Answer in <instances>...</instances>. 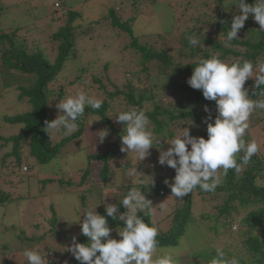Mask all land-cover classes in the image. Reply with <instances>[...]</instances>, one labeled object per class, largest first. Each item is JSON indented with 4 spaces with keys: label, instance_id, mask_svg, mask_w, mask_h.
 <instances>
[{
    "label": "trees",
    "instance_id": "16d2710c",
    "mask_svg": "<svg viewBox=\"0 0 264 264\" xmlns=\"http://www.w3.org/2000/svg\"><path fill=\"white\" fill-rule=\"evenodd\" d=\"M59 1L63 2V0ZM134 1L136 2V0ZM213 1L219 7H217L218 11L209 15L205 13L206 16L198 18L196 21L197 26L184 31L176 38L178 49L175 50V53L157 48L155 44H151L148 41L141 42L138 38H142L145 34H135L131 25L136 18L123 22L113 8L107 9L106 14L101 16L100 19L90 21L87 27L75 24V21L81 19L82 15L69 8L65 15L60 17L63 24L50 37L51 43L55 45L56 49V56L53 62H50L48 57L39 49L30 51V48L23 44L25 38L21 40L23 43L19 42L17 40L19 28L10 32L1 30V66L9 68V71L15 70L19 75L28 77V80H24V85H16L15 89L18 92L17 101H24L29 106V109L25 112L12 116H0L1 125L20 127L16 134H11L8 137L0 136V142H2L0 149L10 146L9 152L0 159L1 167L8 169L6 161L7 159H13L11 175L19 173L22 163H24V147L27 150L28 157L35 162L34 165L49 164L58 156L65 144L71 140L78 139L83 134L88 117H100V123L105 125L114 135V143H111V147H107L105 152L101 151L87 155L88 166L79 172L81 176L78 184H75L71 177L65 181L59 180V182L66 187L89 186L90 183L95 182V178L92 176V169L98 173L99 182L103 185L110 180L111 176L115 175L117 170L123 171V180L125 178L130 179L131 177L126 173L127 169L132 166L131 163L122 166L121 163L112 165L111 162L119 159L120 135L123 129V126L115 121V117L120 111H125L132 107L146 111L152 127L162 140L173 138L178 128L177 124L181 123L182 125L185 122L183 127H186L190 119L193 120L195 125L190 130L191 134L207 138L206 125L202 121L209 113L204 111V106L207 105L211 115L214 116L215 102L205 100L201 91L192 89L186 83L198 60L218 54L220 59L227 61L246 59L254 64L264 62V31L259 30L260 26L258 23L250 15L245 22L244 28L238 34V40L231 41L225 47L224 41L226 33L230 29L232 17L234 14L238 15L239 11L233 3L224 5V0ZM254 2L255 0H246L248 4H253ZM63 5L66 6L64 3ZM4 9L5 7L1 5L0 0V17ZM107 20H109V27L117 32V37L120 38L122 33L126 36L128 35L129 42L127 41L124 45L123 50L133 52L138 57V64L141 67L137 73H134L136 83H134L133 77L128 73H123L121 74V79L124 78L125 81L123 80V82L125 83L122 82V85L116 84V79H119V77L111 79L112 76L109 74L110 65L105 64L102 73L92 74L89 82V87L96 88L98 96L103 100L102 107L98 110L86 107L85 115L77 121L79 128L71 134L63 136L59 141L53 142L43 130L45 121H49L50 118L53 107L51 102L63 100L67 91L64 88L56 91L51 85L59 81V76L65 64L68 61L77 59L78 37L93 36L95 31H99L103 27L102 22L105 23ZM166 34L170 35L171 33L167 32ZM192 35H196L202 40L204 48H193L189 45L187 37ZM158 37L161 38L162 36L154 35L152 38L158 39ZM144 73L147 74L148 86L147 83L142 84L140 78V75ZM86 75L87 68L81 67L79 75L74 76L75 78L73 77L74 82L71 86L75 84L84 86ZM159 79H163L164 84L156 89L155 82ZM181 81L184 84L177 85ZM252 83L253 81L249 79L246 86L250 87ZM161 91L178 95L174 97L175 100L173 102L171 100L165 102L169 98H161L159 95ZM252 98L255 99L256 97L252 96ZM257 128H263L264 132V110L258 109L251 116L250 130L246 133V140L253 139L250 131ZM263 156L264 153L260 150L256 156L252 157L249 165L243 167L241 173H236L230 169L227 175L224 176L223 183L213 192L201 191L199 187L193 190L197 191L198 195L206 193L204 195L211 196L212 201L216 203L214 209L217 211V216H210L207 219L213 221L215 233L224 230L230 233L232 225H238L239 233L243 238L242 245L246 251L245 254L240 256V264H264ZM153 162L157 163L156 160ZM25 170L27 172L26 168ZM169 170V167L161 166L163 178H157L154 186H141V191L145 192L146 198L153 202L164 197L163 190L167 192L168 189L164 180ZM42 182L51 181L46 179ZM132 186H136L135 183L130 182L124 186L121 185L119 189L122 192H120L121 194L114 203H118L123 198L127 188ZM102 189L103 186L101 189L98 186V188L90 187L81 191L79 199L83 210L90 209L103 201ZM22 198V196L15 198L11 192L0 191V206ZM183 199L184 204L181 209L174 213L170 229L167 232H159L157 237L159 241L158 248L175 247L178 240L186 232L188 225L192 223V196L189 194ZM50 211L52 214L49 220V234L51 237H55L60 233L61 224L58 223L52 206ZM96 211L106 215L102 203L97 206ZM120 211L123 212L125 209L120 206ZM142 215L144 214L142 213ZM150 218L149 212L143 217L145 222L149 223ZM108 223L112 228L124 226L122 221H114L111 218H108ZM19 240L22 243L29 241L21 235ZM33 241L37 243L39 239L35 238ZM78 242L86 243L87 238L80 234ZM64 255L68 264H79L72 255L69 256L66 253ZM215 255V252L211 254L207 252L194 253L192 260L186 261V258H184L182 264H209ZM0 264L8 263L2 262Z\"/></svg>",
    "mask_w": 264,
    "mask_h": 264
},
{
    "label": "rangeland",
    "instance_id": "374dc122",
    "mask_svg": "<svg viewBox=\"0 0 264 264\" xmlns=\"http://www.w3.org/2000/svg\"><path fill=\"white\" fill-rule=\"evenodd\" d=\"M133 2L135 1L63 0L61 2L59 0H1V5H4L5 9L0 17V31L10 32L19 28L17 40L23 43L21 40L25 38L23 44L30 48V51L39 49L48 57L50 62H53L56 56V49L55 45L51 43L50 37L63 24L60 17L65 15L69 8L82 15L81 19L75 21V24L84 25V27H87L90 21L100 19L101 16L106 14L107 9L113 8L123 22L136 18L131 25L135 34H145L142 38H138L141 42L148 41L151 44H155L157 48L175 53V50L178 49L176 38L184 31L197 26L196 21L198 18L206 16L205 13L208 15L216 13L219 8L214 4L213 0H136L135 3ZM230 3H233L232 0L223 1L224 5ZM102 24L101 30L95 31L93 36L78 37L77 59L68 61L59 76V81L51 85L56 91L64 88L67 91L65 98L83 91L93 98L100 99L97 89L89 87V82L92 74L102 73L105 64L110 65L109 74L112 76L111 79L119 77V79H116V84L122 85L124 78L121 79V74L123 73H128L133 77L134 83H136L134 73H137L141 67L138 64V57L133 52L123 50L124 45L127 41L129 42L128 35L126 36L122 33L120 38L117 37V32L109 27V20L105 23L102 22ZM167 32L171 34L167 35ZM154 35L162 36V39L159 37L158 39H156L157 37L152 38ZM81 67L87 68L85 85L75 84L71 86L76 75H79ZM140 78L142 84L147 83L148 86L147 74H141ZM24 80H28V77L19 75L15 70L9 71V68L1 66L0 62V116H12L29 109V106L24 101H17L18 92L15 87L16 85H24ZM162 84H164L163 79L156 80L155 88L158 89ZM182 84H184L183 81L177 85ZM159 95L161 98H169L165 102L170 100L173 102L175 100L174 97L178 94L161 91ZM60 101L51 102L53 107L49 121L59 115V110L55 105ZM94 118L88 117L83 134L78 139L71 140L65 144L58 156L47 165H34L35 162L28 157L25 147L23 149L24 163H22L19 173H15L16 175H11L13 159H7L6 165L8 169L1 167L0 163V191L11 192L15 198L23 197L0 206V263L28 264L22 255L25 248H36L41 251L44 249L46 258L50 261L53 258H56L59 262L66 260L64 253L69 256H71V253L63 252L65 250L64 247L71 244L73 236H76L78 241L81 232L78 223L69 226L65 220H74L84 211L79 199L81 191L90 187L98 188V186L101 189L103 186V198L105 195H109L106 197L107 202L114 203L122 191L112 192V188H120L121 185L124 186L130 182L135 183L136 178L131 177L123 180V171L117 170L115 175L111 176L110 180L103 185L99 182L98 173L94 172L93 169L92 176H94L95 182L90 183L89 186L66 187L59 182V180L65 181L71 177L75 184H78L81 176L79 172L88 166L87 155L101 151L105 152L106 148L111 147V143H114L115 138L111 132L102 143L99 142L97 134L106 126L100 121H94L89 125V121ZM184 123L182 125L178 123V128L183 127ZM0 127V136L2 137L16 134L20 130L19 126H4L1 125V122ZM250 133L252 138L256 139L258 144H260V150L264 153L263 128L254 129ZM67 135L68 133L60 132L49 135V137L53 142H57ZM9 150V145L1 148L0 159ZM151 153V157L138 164L137 168L138 171H142L144 174L153 175L155 181L157 178H163V172L161 171V166L153 162L158 160L159 152L156 149H152ZM118 154L119 159L116 161L112 160V165H118L119 163L122 166L127 163L132 165V154L127 155V153L121 151ZM25 168L27 172L29 171L28 173ZM174 175V170L170 168L166 178L171 180ZM224 176L222 173L220 174V184L223 183ZM46 179L51 182L43 183L42 181ZM163 193L164 197L153 201V207L149 210L150 223L156 226L159 232H167L170 229L174 213L181 209L184 204V199L176 200L171 196L169 187L167 192L163 190ZM198 194L197 191L190 193L192 196V223L188 225L182 238L178 240L175 247L158 248L157 255L172 250L183 263L184 258H186V261L192 260L194 253L207 252L211 254L213 252L216 253L217 248H222L226 257L229 259L236 257L240 260V256L245 254L246 251L242 245L243 238L239 233L238 225H232L230 233L227 230L215 233L213 221L207 219L210 216H217V211L214 209L216 203L212 201L211 196L204 195L206 193ZM102 205L105 207L103 203ZM51 206L58 223L61 224L60 233L55 237H51L49 234V220L52 214L50 211ZM20 235L29 241L22 243L19 240ZM112 236L119 239L115 231H113ZM35 238L39 239L37 243L33 241Z\"/></svg>",
    "mask_w": 264,
    "mask_h": 264
},
{
    "label": "clouds",
    "instance_id": "9594fccd",
    "mask_svg": "<svg viewBox=\"0 0 264 264\" xmlns=\"http://www.w3.org/2000/svg\"><path fill=\"white\" fill-rule=\"evenodd\" d=\"M232 2L239 14L232 17L225 47L238 40V34L250 15L260 26L259 30L264 31V0H255L253 4L246 3V0ZM187 39L191 47L204 48L198 36H188ZM249 79L253 83L247 87ZM186 83L192 89L201 91L205 100L215 102L214 116L207 105L204 106V111L209 113L202 121L206 125L207 138L191 134L190 130L195 125L190 119L186 127L177 129L173 138L162 140L144 109L132 107L120 111L115 117V121L123 126L120 151L133 156L132 166L126 174L136 178V186L127 188L118 203H108L106 197L109 195H105L101 203L105 205L106 215L96 211L99 203L84 210L74 220H65L69 226L78 223L81 234L87 238L86 243H80L73 236L71 244L64 247L63 252L71 253L79 264H182L172 250L157 255L159 230L143 219L153 206L145 192L141 191V186H154L155 181L153 175L138 171L137 165L151 157L152 149L159 152L157 163L175 172L174 177L171 180L166 178L164 183L176 200H183L197 187L204 192L215 191L221 183V173L227 175L230 169L241 173L260 151L256 139L246 140L245 137L253 113L258 109L264 110V62L254 64L246 59L227 61L214 54L198 60ZM103 103V100L83 91L68 96L56 103L59 115L45 121L43 130L48 136L60 132L71 134L79 128L77 121L85 115L86 107L98 110ZM99 120L101 118L96 117L89 121V125ZM97 135L102 143L110 135V130L105 127ZM119 190L118 187L111 189L112 192ZM120 206L125 211L121 212ZM108 218L122 221L124 226L119 230L112 228ZM113 231L119 239L112 236ZM22 255L28 264H68L67 260L59 262L56 258L50 261L44 249L25 248ZM209 264H240V261L236 257L229 259L222 248H217Z\"/></svg>",
    "mask_w": 264,
    "mask_h": 264
}]
</instances>
